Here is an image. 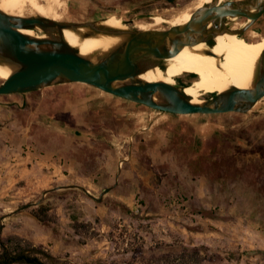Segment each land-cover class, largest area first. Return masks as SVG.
<instances>
[{
	"label": "rangeland",
	"instance_id": "obj_1",
	"mask_svg": "<svg viewBox=\"0 0 264 264\" xmlns=\"http://www.w3.org/2000/svg\"><path fill=\"white\" fill-rule=\"evenodd\" d=\"M1 1L3 7L14 0ZM195 1L23 0L22 14L48 17L35 8L40 5L59 15L61 22L90 23L117 16L122 21L131 20L125 25L133 29L137 28L136 21L152 22L157 15L169 19ZM158 27L167 29L171 25L163 22L153 28ZM253 28L242 38L253 44L264 43V14ZM190 75L196 74L178 76V85L190 84L194 79ZM2 81L0 78V84ZM2 98L9 95L0 94ZM258 102L247 112L194 114L169 113L138 103L140 128L147 126L140 131L138 148L129 146L136 143L134 139L124 137L77 141L76 146L84 154L90 151L111 157L119 171L140 170V188L132 197L133 206L116 195L100 194L103 180L90 188V194L101 198V202H93L79 188L61 192L60 205L74 210L73 228L79 223L71 236L87 244L89 258L84 264H170L174 257L169 252L194 246L202 250L209 264H264V97ZM154 120L161 121L157 124L162 129L166 120L175 122L177 132L169 136L164 129L161 136L155 137L154 128L148 129ZM192 121L213 124L215 131L178 129ZM129 153L133 155L126 162ZM26 202L31 200L18 201L17 205L21 207ZM39 206L49 207L52 217L43 222L51 225L57 221L55 213L50 212V201ZM39 206L30 211L33 213ZM11 235L14 234L3 237ZM51 264L61 263L53 256Z\"/></svg>",
	"mask_w": 264,
	"mask_h": 264
},
{
	"label": "crops",
	"instance_id": "obj_2",
	"mask_svg": "<svg viewBox=\"0 0 264 264\" xmlns=\"http://www.w3.org/2000/svg\"><path fill=\"white\" fill-rule=\"evenodd\" d=\"M7 95L9 98L0 99V235H19L43 244L59 263L69 259L74 264H84L89 258L87 244L73 240L75 213L60 205L61 192L79 188L93 202H101V198L90 194V188L103 180L100 194L116 195L133 206L132 197L140 188V170L119 171L118 163L111 157L90 151L84 154L76 143L114 136L134 139L136 143L129 146L138 148L140 131L147 127L140 128V106L80 81L55 82ZM160 120H154L148 127L154 128L155 137L161 136L164 129L169 136L177 132L175 122L166 120L162 129L157 123L164 120ZM191 123L178 129L182 132L194 129L196 133L215 131L213 124ZM67 140L73 143L67 144ZM24 194L28 197H20ZM24 199L31 200L26 202L30 207L21 209L17 202ZM47 201L50 212L57 216L51 225L30 211Z\"/></svg>",
	"mask_w": 264,
	"mask_h": 264
},
{
	"label": "water",
	"instance_id": "obj_3",
	"mask_svg": "<svg viewBox=\"0 0 264 264\" xmlns=\"http://www.w3.org/2000/svg\"><path fill=\"white\" fill-rule=\"evenodd\" d=\"M264 14V0H211L195 10L192 18L167 29L114 28L106 32L125 34V40L114 50L94 62L64 41L34 38L23 34L19 28H63L67 22L45 16H18L0 10V56L19 64L11 76L0 84V94L24 93L55 82L80 81L100 89L142 103L160 111L176 114L247 112L264 97V50L256 68L252 88H229L194 103L181 86L163 81H142L136 77L151 67L163 66V59L182 50L186 45L204 42L203 52L217 56L212 51L214 39L221 33L243 36L244 31ZM244 18L238 28H231L228 21ZM122 21V20H121ZM69 23V24H90ZM132 22L122 21L123 24ZM213 41L212 44L209 42ZM47 45V47H43ZM127 78L128 80H125ZM119 80L118 84L115 81ZM160 92L163 101L154 99ZM109 188L104 191L107 192ZM29 206L25 204L20 208Z\"/></svg>",
	"mask_w": 264,
	"mask_h": 264
},
{
	"label": "bare ground",
	"instance_id": "obj_4",
	"mask_svg": "<svg viewBox=\"0 0 264 264\" xmlns=\"http://www.w3.org/2000/svg\"><path fill=\"white\" fill-rule=\"evenodd\" d=\"M209 2L211 0H196L192 6L173 14L169 19L157 15L153 17L152 22L136 21L135 26L138 29H150L163 22H167L171 26L180 25L189 21L195 10ZM22 6L23 0L5 2L3 7L2 1L0 2L1 11L18 12L15 13L18 16H25L22 14ZM35 8L41 14L47 13L48 18L61 22L60 16L54 11L48 12L40 5H35ZM240 25L241 23L235 20L234 28ZM105 28L124 31L129 27L123 24L120 18L113 16L98 20L94 25L68 23L63 25L60 30L56 27L43 29L42 26L36 25L33 28H19L18 30L34 38L49 40L62 38L75 47L80 55L97 62L119 46L126 38L125 34L101 30ZM43 47H47V45H43ZM206 48L208 47L204 42L186 45L179 52L166 56L163 59V66L151 67L147 71L138 74L136 78L147 82L163 81L179 86L176 79L178 76L190 73L196 74L197 76H193L194 79L190 84L181 85V90L189 95L194 103H202L204 101L202 96L207 93L224 92L232 87L246 89L254 86L256 68L264 50V43L253 44L237 34L221 33L214 39V45L212 46V51L217 56L204 53L203 50ZM19 67L18 63L0 56L1 79L8 78ZM125 80L128 79L125 78ZM119 82V80H116L115 84ZM154 99L162 102L163 96L160 92H156L154 93Z\"/></svg>",
	"mask_w": 264,
	"mask_h": 264
},
{
	"label": "trees",
	"instance_id": "obj_5",
	"mask_svg": "<svg viewBox=\"0 0 264 264\" xmlns=\"http://www.w3.org/2000/svg\"><path fill=\"white\" fill-rule=\"evenodd\" d=\"M33 213L41 221H50L49 207L39 206ZM79 223H75L77 230ZM173 255V263L170 264H209L202 250L196 246L184 248L178 253L169 252ZM53 254L43 245H36L19 235H11L7 238L0 235V264H51ZM169 261L170 260H166ZM61 264H73L64 261ZM156 264H161L157 262Z\"/></svg>",
	"mask_w": 264,
	"mask_h": 264
},
{
	"label": "flooded vegetation",
	"instance_id": "obj_6",
	"mask_svg": "<svg viewBox=\"0 0 264 264\" xmlns=\"http://www.w3.org/2000/svg\"><path fill=\"white\" fill-rule=\"evenodd\" d=\"M238 19H239V18H236L235 20H238ZM235 20L228 21V25H229L231 28H234V22H235ZM244 22H245V21H244ZM244 22H242L240 26H242V25L244 24ZM254 25H255V23L252 24L250 27H248V28L244 31L243 36L248 35L249 32H250L252 29H254V28H253ZM240 26H238V27H240ZM238 27H237V28H238ZM209 43L212 44L213 41H210ZM193 76H194V75H190V77H193ZM184 82H185V81H184Z\"/></svg>",
	"mask_w": 264,
	"mask_h": 264
}]
</instances>
